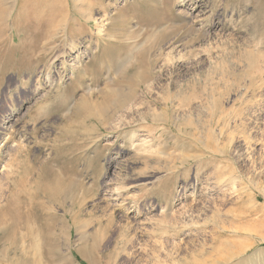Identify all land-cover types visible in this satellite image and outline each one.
Instances as JSON below:
<instances>
[{
  "label": "rangeland",
  "instance_id": "1",
  "mask_svg": "<svg viewBox=\"0 0 264 264\" xmlns=\"http://www.w3.org/2000/svg\"><path fill=\"white\" fill-rule=\"evenodd\" d=\"M0 264H264V0H0Z\"/></svg>",
  "mask_w": 264,
  "mask_h": 264
},
{
  "label": "bare ground",
  "instance_id": "2",
  "mask_svg": "<svg viewBox=\"0 0 264 264\" xmlns=\"http://www.w3.org/2000/svg\"><path fill=\"white\" fill-rule=\"evenodd\" d=\"M15 1V0H14ZM78 2V1H77ZM14 6V5H13ZM5 8H7L6 6H5ZM11 9V8H10ZM81 10V9H80ZM9 12V11H8ZM88 12V11H87ZM16 13V12H15ZM9 15V14H8ZM7 16V15H6ZM7 17H9V16H7ZM7 17H5V18H7ZM4 20V19H3ZM7 52V51H6Z\"/></svg>",
  "mask_w": 264,
  "mask_h": 264
}]
</instances>
